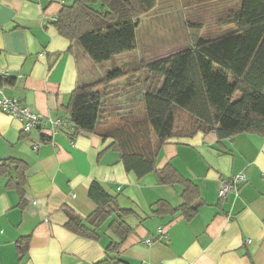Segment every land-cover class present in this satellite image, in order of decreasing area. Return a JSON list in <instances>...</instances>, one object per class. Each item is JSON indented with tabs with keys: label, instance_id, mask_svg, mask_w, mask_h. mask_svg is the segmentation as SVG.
I'll list each match as a JSON object with an SVG mask.
<instances>
[{
	"label": "crops",
	"instance_id": "0c3cea01",
	"mask_svg": "<svg viewBox=\"0 0 264 264\" xmlns=\"http://www.w3.org/2000/svg\"><path fill=\"white\" fill-rule=\"evenodd\" d=\"M72 1L0 0V89L51 120L69 121L67 107L75 87L117 79L122 65L128 68L134 63L122 59L110 66L107 61L101 68L62 37L52 23L62 6ZM224 2L179 0L177 10L184 22L201 23L206 29L209 21L229 9ZM204 19L208 22L203 23ZM142 25L136 29L133 49L139 46L137 34ZM211 28L207 33L215 35L217 27ZM150 29L147 23L148 38ZM185 41L176 52L189 46V34ZM150 47L147 39L143 49ZM128 54L131 50L114 58ZM3 71L7 76H2ZM141 95L137 91L124 96L112 90L102 99L108 121L94 132L74 135L53 126L24 133L17 119L0 112V264H95L102 260L115 238L107 223L99 229L97 240L65 227L66 209L82 218L97 209L88 196L93 181L115 197L118 207L133 210L122 217L132 229L119 250L123 264H264V136L238 133L219 139L210 132L166 140L155 170L170 166L197 187L203 202L189 219L180 212L160 216L152 211L153 204L164 200L179 206L182 185L162 184L155 171L141 177L126 171L119 151L112 147L113 138L104 136L122 123L116 121L117 115L124 116L119 106L122 96L127 98L125 103L132 102L127 106L139 104L143 111ZM39 140L44 141L34 151L32 144ZM240 172L247 180L238 194L220 199V179ZM159 227L166 241L159 239ZM147 239L152 242L146 244ZM25 240L27 250L21 255L18 246Z\"/></svg>",
	"mask_w": 264,
	"mask_h": 264
},
{
	"label": "trees",
	"instance_id": "16d2710c",
	"mask_svg": "<svg viewBox=\"0 0 264 264\" xmlns=\"http://www.w3.org/2000/svg\"><path fill=\"white\" fill-rule=\"evenodd\" d=\"M157 1L73 0L62 6L52 24L92 62L103 65L134 48L141 18L155 8ZM232 1L215 21V35L202 32L201 23L187 22V48L131 67L132 71H142L143 80L136 83L142 93L143 116L133 121L121 117V125L104 133L113 138L112 147L119 151L126 171L138 177L155 171L162 184L182 185L179 206L164 200L153 204L152 211L160 216L180 212L189 219L203 202L197 187L170 166L155 170L160 146L166 140L210 132L219 139L238 133L264 136V0ZM124 74H128V68L122 65ZM114 79L103 78L73 89L67 108L75 133L94 132L108 121L102 99L109 93L107 84ZM179 111L188 116L182 127L177 124ZM88 196L97 209L86 218L66 209L65 227L97 240L99 229L107 223V230L115 238L107 245L105 257L95 264L122 263L119 250L132 230L122 217L133 210L118 207L115 197L97 181L91 182ZM27 245V240L20 242L21 255Z\"/></svg>",
	"mask_w": 264,
	"mask_h": 264
},
{
	"label": "rangeland",
	"instance_id": "374dc122",
	"mask_svg": "<svg viewBox=\"0 0 264 264\" xmlns=\"http://www.w3.org/2000/svg\"><path fill=\"white\" fill-rule=\"evenodd\" d=\"M225 4L224 6L230 8L233 4L232 0H224ZM177 8L180 9L179 0H158L155 8L148 13V15H144L141 18L140 24L144 23V25L140 26L138 34H137V42L139 43V46L136 49L131 50V54H128L127 56H124L123 58L121 56L115 57L110 62V66L116 64H120L122 59H133L134 63L142 62V63H150L152 61L158 60L160 58H163L165 56H168L172 53H175L178 48H181L182 45L186 42L187 36L189 34V30L186 27V22L183 21L182 12L177 10ZM225 14V12H221L218 17H222ZM150 17V18H149ZM146 18V19H145ZM203 23L208 22L207 19H204L202 21ZM210 23L205 27L206 29H203L202 25V32L206 31L209 32L211 27L215 26V20L209 21ZM147 23L151 25L152 29H150L147 33H150L149 38L148 35H146V26ZM157 23V26L154 24ZM201 32V33H202ZM172 34V35H171ZM148 39V42L150 43L151 49H143L144 42H146ZM157 42V43H156ZM163 43L162 45H158L159 43ZM143 47H142V45ZM181 46V47H180ZM146 48V47H145ZM130 52V51H129ZM101 66V65H100ZM124 66L127 68V66L124 64ZM103 66H101L102 68ZM129 68L128 74L119 75L118 80H121V84H114L117 79L111 80L107 84V89H109V92L113 90V92L120 93V95H127L129 92H133L134 94L139 91V86L137 85L139 82L141 83L142 79V71L137 69L131 70V67ZM111 79V78H110ZM138 80V81H137ZM138 82V83H136ZM139 83V84H140ZM131 88V90L126 92L127 88ZM117 90V91H115ZM141 94V92L139 91ZM123 98V102L119 103V106H121V115H124L125 118L133 121V120H139L143 116L142 107L139 104L133 105V108L129 105L132 103L131 101H127L130 103H125V100L127 98ZM118 106V104L116 105ZM140 107V108H139ZM133 109V111H131ZM119 109L115 108V111L117 112ZM141 111V112H139ZM130 113H133V115H129ZM123 116V117H124ZM177 124L178 126L182 127L183 125L188 122V116L185 112L179 111L177 113ZM117 118L119 122H122V118L119 115H117ZM121 125V123H119Z\"/></svg>",
	"mask_w": 264,
	"mask_h": 264
},
{
	"label": "built area",
	"instance_id": "2783aa9c",
	"mask_svg": "<svg viewBox=\"0 0 264 264\" xmlns=\"http://www.w3.org/2000/svg\"><path fill=\"white\" fill-rule=\"evenodd\" d=\"M2 76H7V72L3 71ZM0 112L10 115L17 119L21 123V129L24 133H30L35 130H44L50 126V128H64L69 133L75 134V128L71 122L66 119L56 118L51 120L50 118H44L41 115L35 113L28 106L22 105L17 97L7 96L0 89ZM53 126V127H52ZM44 141V140H43ZM43 141H37L32 144L34 151L40 147ZM247 176L244 172L237 173L228 178H222L219 181L217 194L220 199H224L230 193L238 194L240 185L245 183ZM159 239L166 241V234L163 233L162 228H158ZM152 241L145 240L146 244H150ZM122 264V263H117Z\"/></svg>",
	"mask_w": 264,
	"mask_h": 264
}]
</instances>
